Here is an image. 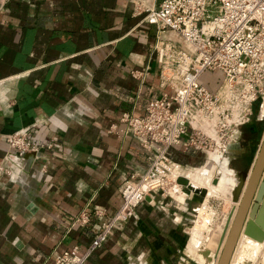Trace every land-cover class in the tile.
<instances>
[{
    "label": "crops",
    "instance_id": "1",
    "mask_svg": "<svg viewBox=\"0 0 264 264\" xmlns=\"http://www.w3.org/2000/svg\"><path fill=\"white\" fill-rule=\"evenodd\" d=\"M142 17L134 0H0V264L84 253L120 207L128 175L147 168L138 140L111 131L163 91L156 27ZM22 128L37 155L9 150L6 136ZM169 156L192 169L202 155L174 146ZM165 197L145 199L84 264L175 259L192 197L172 208ZM83 212L89 222H75Z\"/></svg>",
    "mask_w": 264,
    "mask_h": 264
},
{
    "label": "built area",
    "instance_id": "2",
    "mask_svg": "<svg viewBox=\"0 0 264 264\" xmlns=\"http://www.w3.org/2000/svg\"><path fill=\"white\" fill-rule=\"evenodd\" d=\"M140 2L137 6L134 0L135 11L156 27L154 49L163 91L147 102L143 114L122 113V127L112 125L111 131L135 137L149 163L144 172L128 175L120 207L102 223L86 251L74 247L55 253V264H84L146 197L156 198L175 183L170 167L183 166L170 158L171 147L204 158L213 151L229 157L240 128L249 123L252 106L259 103L260 108L263 102L264 0ZM206 71L219 73L211 89L200 82ZM131 74L143 79L140 72ZM6 143L18 157L37 152L26 128L8 134ZM74 221L86 224L89 215L83 212Z\"/></svg>",
    "mask_w": 264,
    "mask_h": 264
},
{
    "label": "rangeland",
    "instance_id": "3",
    "mask_svg": "<svg viewBox=\"0 0 264 264\" xmlns=\"http://www.w3.org/2000/svg\"><path fill=\"white\" fill-rule=\"evenodd\" d=\"M135 1L137 2L136 5L139 6V4L141 3L140 0H135ZM145 1L149 3L151 2L150 0H145ZM219 79L220 77H219L218 72L206 71L200 78V82L211 89L214 84L212 83V81L216 82V81H219ZM260 110H261V106L259 108V103H255L252 106V111H251L252 114L249 117V123L246 124V126L240 128L239 140L237 141V143L232 144L231 148L229 149V153L227 155H229L230 158L228 157L227 162H230V163L228 166L225 165L226 163H224V160L217 163L214 160H210L209 157L204 158V156L201 154L202 156L200 157V159H198L199 160L198 164L195 163L197 165L200 164L199 166H196L192 169H185L188 167H183L184 169H179L181 172V175L185 176V178H187L188 180L190 179L189 180L190 183H192V181H195L196 184L198 183V185L202 186V188H206V191L208 193H209V190L211 189V192L207 194L212 195V196L206 199V195H207L206 194L202 199L198 196L193 195L190 192H186L187 197H192V198L187 200L189 201V205L187 209L185 210V216H184L185 219L183 221L185 232L183 236L182 249L179 252V255L172 261H169L168 264H212V263L216 264L217 257L219 255V252L221 250V247L227 235V231L230 225L231 218L238 204V200H239L238 198L241 194V191L246 181V178L243 179V182L241 183V186L238 189L236 197L235 199H233L232 197L234 196L235 191L238 187V183L240 182L237 171L246 169L248 165L249 166L251 165L250 160L255 153V150L258 146L262 131L264 129V117L258 116ZM243 155L245 156V158L242 160L236 161L237 159L234 158L235 156L241 157ZM216 163L218 165H216ZM191 166H195V165H190L189 167ZM235 166L236 167L238 166V167L236 168ZM207 167H210V168L206 170H209V171L215 170L214 171L215 173L213 172V174L211 175V180L209 182L208 181L203 182L204 180L203 181L199 180L198 177L205 176V174H203L202 172L206 170H202V169H205ZM248 171H249V167L247 168V174H248ZM196 175L197 176L199 175V176L197 177ZM226 178L227 179L229 178L230 180H232L230 184H223L225 186H228L229 188L228 187H225L226 189H224V187L220 188L221 184L225 183ZM197 181H199L200 184ZM208 186H211V187H208ZM217 187L219 189H217ZM216 191L218 192L216 193ZM164 196H166L165 197L166 201L170 200L169 207L172 208L175 204L178 203V201L175 198H171L169 195L166 194L165 191L160 192L159 195L155 199H158V198L163 199ZM207 200L208 202H206ZM205 203H206V210H207L205 212L208 214L207 215L208 217L210 216L207 222V226L206 228L199 227V230L197 229L191 233L189 248L186 249L185 245H186V240L188 238V230L191 227L193 221L198 219V215L196 217L197 208L202 204L205 205ZM203 205L199 207V211L203 207ZM191 208H195V209H191ZM202 209L205 210V207H203ZM231 209H233L232 215L230 216V219L227 220ZM226 223H228V226H227L226 232L224 233L223 230H224ZM222 233H224V237H222ZM246 240H247L246 237L242 235L237 244L231 264H251L250 262L245 261V259L240 260L241 254L247 251L246 249L247 241ZM263 245H264V242H263ZM185 249L186 251L188 250V253H185ZM262 252L263 254H260L258 256L257 264H261V263L264 264V257H263L264 256V246H263ZM182 255H184L183 260H181ZM255 260L256 259H253L252 261L253 264L256 263ZM136 261L138 264H142V262L139 261L138 259Z\"/></svg>",
    "mask_w": 264,
    "mask_h": 264
},
{
    "label": "water",
    "instance_id": "4",
    "mask_svg": "<svg viewBox=\"0 0 264 264\" xmlns=\"http://www.w3.org/2000/svg\"><path fill=\"white\" fill-rule=\"evenodd\" d=\"M248 167L249 171L247 174ZM248 167L237 171L240 182L232 197L233 199H235L243 179L246 178V181L239 196L231 225L228 228L216 264H229L239 234L245 235L257 242H262L264 239V129L252 157L251 165ZM175 182L181 184L187 192L195 196L203 198L206 195L207 191L205 188L195 187L185 177H177ZM232 211L233 209H231L227 220L230 219ZM227 226L228 223L224 227V233ZM224 233H222V237H224Z\"/></svg>",
    "mask_w": 264,
    "mask_h": 264
},
{
    "label": "bare ground",
    "instance_id": "5",
    "mask_svg": "<svg viewBox=\"0 0 264 264\" xmlns=\"http://www.w3.org/2000/svg\"><path fill=\"white\" fill-rule=\"evenodd\" d=\"M258 116H260V117H264V96H263V102H262V104H261V110H260V112H259V115ZM208 157H209V159L210 160H214V161H216L217 163L218 162H221L222 160H224V163H226L225 165L226 166H228L229 165V162H227V159H228V157L227 156H224V157H222L218 152H215V151H213V152H211L209 155H208ZM12 162H13V160H11ZM14 163V162H13ZM216 163V165H218ZM15 164V163H14ZM208 168H210V167H207V168H205V169H202V170H206V169H208ZM215 169V168H214ZM215 170H206V171H204V172H202L203 174H205V176H203V177H201V176H197L198 178H199V180H204L203 182H205V181H210L211 180V175L213 174V172H214ZM232 171V170H231ZM170 172H171V174L172 175H174V179H176L177 177H180V176H182V177H185V176H183V175H181V172H180V170H179V165L178 164H174L173 166H171L170 167ZM201 172V171H200ZM215 173V172H214ZM207 174V175H206ZM190 178V177H189ZM195 178V177H194ZM190 180V179H189ZM193 180H195V179H193ZM196 180H197V178H196ZM232 180H230L229 178L227 179L226 178V180H225V183H222L221 184V186H220V188L221 187H224V189H226L225 187H228V186H225V185H223V184H230V182H231ZM175 182V181H174ZM197 182H199V181H197ZM223 182H224V180H223ZM193 183H195V184H193ZM220 183H221V181H220ZM192 185H194L195 187H199V188H202V186H200V185H198V183L196 184V182L195 181H192V183H191ZM199 184H200V182H199ZM216 184V183H215ZM223 185V186H222ZM208 187H211V186H208ZM216 188V187H215ZM229 188V187H228ZM206 189V188H205ZM217 189H219L218 187H217ZM223 189V188H222ZM213 190V189H212ZM165 192H166V194L167 195H169L170 197H173V198H175L176 196H178L179 194H181L182 193V195H183V197L184 198H186L187 197V191H186V189L185 188H183L182 186H181V184H179V183H171L170 185H168L166 188H165ZM211 192V189L209 190V193ZM218 191H216V193H217ZM208 192H206V194H207ZM208 193V194H209ZM214 193V192H213ZM206 195V199L207 198H209L210 196H212V195ZM214 195V194H213ZM203 199V198H202ZM239 199V198H238ZM237 199V200H238ZM237 200H235V201H237ZM206 202H208V200L206 201ZM208 214L205 212V210H203L202 208L200 209V211H199V215H198V219H197V221H196V224H197V226H198V228L199 227H203V228H206V226H207V222H208V216H207ZM231 222H232V218H231V221H230V225H231ZM229 225V226H230ZM241 236H242V234H239V236H238V238H237V240H236V242H235V245H234V248H233V251H232V256H231V259H230V262H229V264H231V261H232V258H233V255H234V253H235V250H236V247H237V244H238V242H239V240H240V238H241ZM244 237H246V249H247V251L246 252H243L242 254H241V256H240V260H244L245 259V261H248V262H250L251 264H253V259H256L255 261H256V264L258 263V256L260 255V254H263V252H262V250H263V242H264V239H263V241L262 242H257V241H255V240H253V239H250L249 237H247V236H245L244 235ZM242 244V243H241ZM238 250V249H237ZM211 252V251H210ZM264 257V256H263ZM212 260V259H211ZM263 262V261H262ZM242 263V262H241ZM212 264H214V263H212ZM262 264V263H261Z\"/></svg>",
    "mask_w": 264,
    "mask_h": 264
},
{
    "label": "flooded vegetation",
    "instance_id": "6",
    "mask_svg": "<svg viewBox=\"0 0 264 264\" xmlns=\"http://www.w3.org/2000/svg\"><path fill=\"white\" fill-rule=\"evenodd\" d=\"M238 157L239 156H235L234 158H236V159H238ZM230 163V162H229ZM182 198V199H181ZM175 199L178 201V203H180V204H182V203H184V201H185V198L183 197V195H182V193L181 194H179L178 196H176L175 197ZM203 205V204H202ZM202 205H200V206H202ZM199 206V207H200ZM199 207L197 208V214H196V217H197V215H199ZM204 207H205V210H206V203H205V205H204ZM207 211V210H206ZM191 228H189V233H188V238H187V245H186V249L187 248H189V242H190V238H191ZM185 249V250H186ZM188 251V250H187ZM186 253V252H185ZM184 256V255H183Z\"/></svg>",
    "mask_w": 264,
    "mask_h": 264
}]
</instances>
